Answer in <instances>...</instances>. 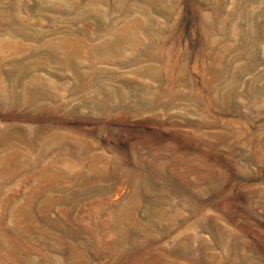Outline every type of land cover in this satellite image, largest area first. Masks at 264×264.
<instances>
[{"label":"rangeland","instance_id":"obj_1","mask_svg":"<svg viewBox=\"0 0 264 264\" xmlns=\"http://www.w3.org/2000/svg\"><path fill=\"white\" fill-rule=\"evenodd\" d=\"M12 125L0 264H264V0H0Z\"/></svg>","mask_w":264,"mask_h":264},{"label":"bare ground","instance_id":"obj_2","mask_svg":"<svg viewBox=\"0 0 264 264\" xmlns=\"http://www.w3.org/2000/svg\"><path fill=\"white\" fill-rule=\"evenodd\" d=\"M47 48H49V47H47ZM9 76H10V79H11L10 81L15 86L16 85H18V86L19 85H23L25 83V74H22V73H19V72L16 71L13 74L11 73V75H9ZM28 87H34L33 90H32L31 95L29 96V99L31 101L37 102V101H40L41 98H43L42 97L43 94L41 93V90H42L43 87L41 88L39 86H34L33 84H29V86H27V88ZM16 99H19L18 96H15L14 100H16ZM6 129L9 130L8 133H4V130H6ZM19 132H21L19 127L15 126V125H12L10 127L7 126V127H5V129H2L0 127V144H4L5 142L11 141V140H18L19 139Z\"/></svg>","mask_w":264,"mask_h":264}]
</instances>
